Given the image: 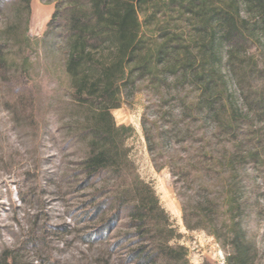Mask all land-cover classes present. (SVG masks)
I'll return each instance as SVG.
<instances>
[{
  "label": "rangeland",
  "instance_id": "374dc122",
  "mask_svg": "<svg viewBox=\"0 0 264 264\" xmlns=\"http://www.w3.org/2000/svg\"><path fill=\"white\" fill-rule=\"evenodd\" d=\"M89 5L0 0V50L6 58L0 60V264H135L132 251L149 242L129 238L132 222L126 212L108 211L118 201L113 204L112 193L104 192L117 183L130 185L136 174L154 188L176 231L169 245L186 247L189 264H228V224L237 214L229 198L236 191L254 264H264V120L257 107L242 110L245 124L238 133L258 158L234 165L237 147L227 136L212 134L207 113L189 111L200 98L190 79H180L179 72L159 70L153 77L127 70L119 84L120 107L112 110L119 126L134 131L124 139L127 177L115 180L109 170L88 180L83 163L90 135L81 130L96 105L76 98L66 61L71 14L87 12ZM155 28L156 23L144 27L151 41ZM103 50L101 55H111L107 46ZM249 53V63L264 65L262 46ZM219 68L225 86L237 77L245 93L264 91V78L254 70L229 71L226 62ZM211 151L222 158L217 167L198 162ZM202 199L215 210L213 223L202 222ZM187 221L201 226L190 229Z\"/></svg>",
  "mask_w": 264,
  "mask_h": 264
},
{
  "label": "trees",
  "instance_id": "16d2710c",
  "mask_svg": "<svg viewBox=\"0 0 264 264\" xmlns=\"http://www.w3.org/2000/svg\"><path fill=\"white\" fill-rule=\"evenodd\" d=\"M89 1L87 12L80 10L71 14L66 61V70L75 84L76 98L83 104L92 101L96 105L93 117L81 130L90 135L89 155L83 163L88 180L109 170L116 173L115 180L127 177L124 174L128 162L124 139L134 131L125 125L119 126L112 114L113 109L120 107L119 84L127 70L131 74L148 71L153 77H158L159 70L175 75L179 72L180 79H190L197 86L200 98L197 104L188 108L189 111L198 107L207 113L212 134L227 136V142L237 147L233 164L258 158L253 149L243 145L238 131L245 124L241 114L247 105L257 107L259 118L264 120V91L253 95L245 93L243 80L237 77L225 86L222 69L218 67L226 62L229 71L249 74L254 70L264 78V65L258 61L251 64L247 60L253 48H264V0ZM140 14H143V20ZM153 23H156L155 39L151 41L146 37L144 27ZM106 46L111 49L108 57L100 52V49L104 52ZM1 55L2 50L0 60L5 61ZM226 111L228 116L225 118ZM198 162L217 167L223 161L211 151L200 156ZM182 172L184 169L177 170L179 175ZM106 193H112L113 204L118 201V205L114 204L108 211L115 210V215L126 212L132 222L135 231L129 238L149 242V245L132 251L135 264H162L165 261L189 264L186 247L177 249L169 245L176 231L149 183L136 174L130 185L117 183L109 186ZM236 194L234 191L229 198L237 214L228 224L232 251L227 263L254 264L252 244L247 241L240 219L243 203ZM199 206V215L204 216L202 222L205 218L211 223L216 221L211 203L206 204L202 199ZM106 213L101 214L104 220ZM110 222V218L106 219L105 225ZM199 226H192L187 221L190 229ZM211 233L219 236L217 230L212 229ZM107 263L115 264L110 260Z\"/></svg>",
  "mask_w": 264,
  "mask_h": 264
}]
</instances>
